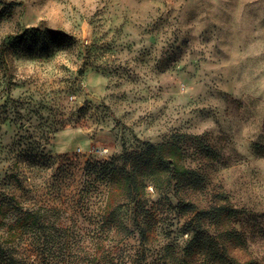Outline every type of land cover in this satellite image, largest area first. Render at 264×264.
Wrapping results in <instances>:
<instances>
[{
	"label": "rangeland",
	"instance_id": "obj_1",
	"mask_svg": "<svg viewBox=\"0 0 264 264\" xmlns=\"http://www.w3.org/2000/svg\"><path fill=\"white\" fill-rule=\"evenodd\" d=\"M122 141L179 142L192 178L172 188L235 209L245 245L229 254L264 264V0H0V221L45 216L14 237L0 228L15 264H85L108 247L106 264H219L208 244L187 252L193 214L147 178L144 242L127 199L117 229L100 224L95 164Z\"/></svg>",
	"mask_w": 264,
	"mask_h": 264
},
{
	"label": "trees",
	"instance_id": "obj_2",
	"mask_svg": "<svg viewBox=\"0 0 264 264\" xmlns=\"http://www.w3.org/2000/svg\"><path fill=\"white\" fill-rule=\"evenodd\" d=\"M141 144V151L128 152L122 141V152L119 157L112 159L110 162L95 164L102 181H105V200L100 215V224L107 225L108 231L117 229L120 226L116 213L117 202L121 199H127L131 204L133 225L137 227L139 237L144 242L149 228L140 226L137 223V215L143 211L148 214L149 211L145 208L146 186L144 178H147L160 194L167 195L172 192L178 204L183 205L182 211L184 213L190 212L193 214L189 220L190 228L201 239L197 242L193 238L188 241L187 252L196 250V254H201L208 244L209 247H212L210 248L212 261L216 263L255 264L253 260L241 263L229 254V246L241 248L245 245L242 234L233 226L237 221L235 209L225 204L206 210L199 209L194 204L183 201L178 196V189L182 188L181 185H178L175 189L172 188L173 182L187 181V179L192 178L191 171L184 164L183 148L179 142L171 141L164 144H155L143 141ZM160 179H163L162 184H159ZM49 210V212H53L51 209ZM18 211L20 214L14 221L8 224L0 221V228L6 226L9 237H14L18 230L24 233L27 228L39 226L45 219L44 214L36 210L22 211L20 209ZM208 220L212 222L221 221L225 225L218 232L219 236L213 237L209 234L208 228L205 227V222ZM53 226V224H50L51 228ZM63 229L66 236L62 234V239L66 243V240L69 239L67 227ZM126 229L124 228V230ZM212 244H215V247ZM108 249L100 255L93 254L85 264H106L107 258L110 256ZM8 250L0 248V252L5 255V264H15V259L12 258L11 251Z\"/></svg>",
	"mask_w": 264,
	"mask_h": 264
}]
</instances>
